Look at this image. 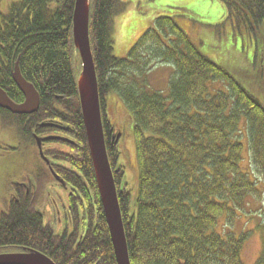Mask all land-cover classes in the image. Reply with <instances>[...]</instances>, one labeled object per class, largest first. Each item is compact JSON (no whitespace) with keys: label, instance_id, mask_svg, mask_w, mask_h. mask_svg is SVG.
Returning a JSON list of instances; mask_svg holds the SVG:
<instances>
[{"label":"trees","instance_id":"1","mask_svg":"<svg viewBox=\"0 0 264 264\" xmlns=\"http://www.w3.org/2000/svg\"><path fill=\"white\" fill-rule=\"evenodd\" d=\"M222 1L224 22L232 27L229 33L241 35L236 48L244 56L243 66H230L218 56L215 60L167 16H156L127 57L119 58L110 35L118 2L90 0L89 39L105 147L130 264H243L245 234L228 228L219 233L216 227L224 215L228 227L246 199L259 196L250 178L254 172L240 167L242 124L251 166L264 184V0ZM74 3L20 0L0 12V86L13 101H22L12 79L18 62L40 97L38 110L30 115L0 107V123L10 122L18 140L29 141L45 129L39 126L42 121L72 125L75 143L66 144L70 152L54 149L49 156L70 164L82 178L67 170L60 173L75 192L68 205L73 229L61 233L43 223L35 186L23 179L27 191L24 187L18 199L9 195L10 205L0 211V250L32 248L56 264H117L81 118L76 84L81 63L72 40ZM157 60L174 68L165 94L149 91L139 79L145 64ZM112 93L126 108L127 135L136 144L133 176L119 163L109 119ZM258 226L264 227V212ZM253 264H264V244Z\"/></svg>","mask_w":264,"mask_h":264},{"label":"rangeland","instance_id":"2","mask_svg":"<svg viewBox=\"0 0 264 264\" xmlns=\"http://www.w3.org/2000/svg\"><path fill=\"white\" fill-rule=\"evenodd\" d=\"M18 1L20 0H0V12L6 13L11 4ZM117 2L119 9L111 17L110 35L113 52L119 58L127 57L136 40L147 28L150 29L153 26L156 16H167L177 21L192 41L203 46L200 48L204 52L209 56L215 55V60L218 56L230 63V66H243L244 56L236 48L241 35L236 34L237 32H234V36L233 33H229L232 27L228 21L224 22L227 13L222 0H117ZM146 55L148 52L144 53V57H147ZM173 74L172 64L157 60L153 64H145L144 73L139 79L145 81L149 91H161L165 94L167 84ZM113 94L115 93L109 97L112 106L110 117L112 123H115V127L121 131L119 144L121 145L123 163L128 171L125 173L133 176L138 165L136 144L134 137L131 134L127 135L126 129L129 130L130 126L129 119L125 117L126 108L121 98L117 94ZM0 124V211L4 209L5 204L8 205L7 197L10 195L11 189L14 188V184L9 185V182L12 183L13 179H29V176H34L31 181L35 188L32 191H35V197L38 199V208L42 209L44 205L51 204L49 200L56 196L53 191L49 190V187L56 177L40 158L35 147L38 145H35V141L28 139V141L20 138L18 140L19 136L15 133L16 128L10 122L7 124L1 122ZM241 128L243 159L240 162V167L243 172H249L251 169L254 172L250 178L255 180L259 196H249L242 211L238 212L228 227L223 225L225 215L221 216L216 232L220 233L223 229L228 228L236 235L244 233L245 239L241 247L240 258L243 264H253L259 257L264 244V227L257 226L261 213L264 212V184L257 180L260 175L251 166L250 149L243 124ZM37 135L41 136L39 133ZM1 143L6 147L14 145L16 148L4 150L5 147ZM58 145L56 143L54 146ZM61 146L69 150L66 145ZM58 182L56 179V183ZM10 199L13 200L11 195ZM49 222L50 220H48ZM50 223L55 226L54 223ZM2 251L11 253L17 252V249L4 248Z\"/></svg>","mask_w":264,"mask_h":264},{"label":"water","instance_id":"3","mask_svg":"<svg viewBox=\"0 0 264 264\" xmlns=\"http://www.w3.org/2000/svg\"><path fill=\"white\" fill-rule=\"evenodd\" d=\"M89 10L90 0H75L72 14V40L81 63V71L76 80L77 91L87 144L116 262L130 264L116 187L105 147L96 71L89 39ZM12 77L25 99L22 103H15L0 87V107L13 113L36 111L39 106V94L33 85L23 78L17 63ZM0 264L55 263L45 254L25 248L22 252L0 254Z\"/></svg>","mask_w":264,"mask_h":264},{"label":"flooded vegetation","instance_id":"4","mask_svg":"<svg viewBox=\"0 0 264 264\" xmlns=\"http://www.w3.org/2000/svg\"><path fill=\"white\" fill-rule=\"evenodd\" d=\"M23 101V100H22ZM20 101V102H22ZM55 122H58V127L54 128H45L41 134V136H53L55 138L47 140L44 142V149H54L61 145H72L74 143V131L73 127L64 122H60V120H55ZM36 134V133H35ZM71 142V143H70ZM59 144L58 146H54L55 144ZM52 161V167L56 169V172L58 174V177L61 178L63 182L56 183L55 181L50 184L49 190L54 192L55 198L53 197L52 200H49L51 204H48L47 206L44 205L42 209L37 208L38 212L40 213L43 223L49 224L53 229L55 230V233H61L65 232L66 229H73V221L70 213V209L68 208V205H70V199L72 196L75 195L74 192V185L70 182L66 181L60 173L65 174V171L73 173L74 170H72V167L70 164H67L66 162L62 160H56L53 158H50ZM14 185V188L11 189L10 195L14 199H18L20 196L21 190L25 187L27 191V181H21V180H13L12 181ZM29 183V182H28ZM48 211V213H47ZM48 220L50 222L54 223L55 226H53L50 222L48 223ZM22 251V250H20Z\"/></svg>","mask_w":264,"mask_h":264},{"label":"bare ground","instance_id":"5","mask_svg":"<svg viewBox=\"0 0 264 264\" xmlns=\"http://www.w3.org/2000/svg\"><path fill=\"white\" fill-rule=\"evenodd\" d=\"M91 52H92V48H91ZM92 57H93V53H92ZM93 60H94V57H93ZM13 73V72H12ZM12 79H13V77H12ZM1 87V86H0ZM2 88V87H1ZM3 89V88H2ZM4 90V89H3ZM22 103V102H21ZM99 108H100V105H99ZM7 110V109H6ZM9 111V110H8ZM11 114H14V115H17L18 113H13V112H11V111H9ZM100 112H101V109H100ZM81 118H82V123H83V125H84V122H83V117H82V114H81ZM61 122V121H60ZM55 126H58V122H55ZM72 126V125H71ZM16 133V132H15ZM86 135V134H85ZM115 137L116 138H119L120 136H119V134H115ZM115 140H117V141H119V139H115ZM36 148H37V150H38V152H40V153H42L43 155H45V156H48V157H50L49 156V150H45L44 148H39L38 146H35ZM75 153V154H77L76 153V151H72V153ZM46 153H47V155H46ZM73 153V154H74ZM74 154V155H75ZM39 251V250H38ZM39 252H41V251H39ZM41 253H43V252H41ZM0 254H3V252L0 250ZM44 254V253H43ZM46 255V254H45ZM47 256V255H46Z\"/></svg>","mask_w":264,"mask_h":264}]
</instances>
